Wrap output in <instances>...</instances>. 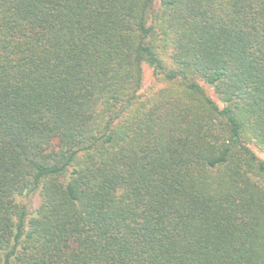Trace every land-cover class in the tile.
<instances>
[{
    "label": "trees",
    "instance_id": "obj_1",
    "mask_svg": "<svg viewBox=\"0 0 264 264\" xmlns=\"http://www.w3.org/2000/svg\"><path fill=\"white\" fill-rule=\"evenodd\" d=\"M260 154L264 0H0V264H264Z\"/></svg>",
    "mask_w": 264,
    "mask_h": 264
},
{
    "label": "rangeland",
    "instance_id": "obj_2",
    "mask_svg": "<svg viewBox=\"0 0 264 264\" xmlns=\"http://www.w3.org/2000/svg\"><path fill=\"white\" fill-rule=\"evenodd\" d=\"M151 73H150V69L145 65L144 66V86H147L150 82H151ZM209 93L213 96V98L215 99L216 97L214 96L213 92L211 89H208ZM260 156L264 159V155L260 154ZM38 197H34L33 199V207H36L38 204Z\"/></svg>",
    "mask_w": 264,
    "mask_h": 264
}]
</instances>
